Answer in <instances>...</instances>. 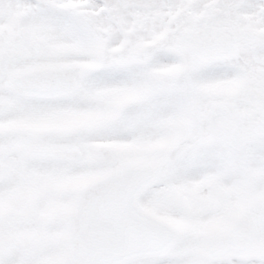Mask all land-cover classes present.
Wrapping results in <instances>:
<instances>
[{"label": "snow or ice", "instance_id": "1", "mask_svg": "<svg viewBox=\"0 0 264 264\" xmlns=\"http://www.w3.org/2000/svg\"><path fill=\"white\" fill-rule=\"evenodd\" d=\"M0 264H264V0H0Z\"/></svg>", "mask_w": 264, "mask_h": 264}]
</instances>
